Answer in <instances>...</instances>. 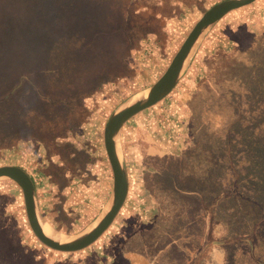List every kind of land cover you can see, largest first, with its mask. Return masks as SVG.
Here are the masks:
<instances>
[{
	"label": "rangeland",
	"instance_id": "1",
	"mask_svg": "<svg viewBox=\"0 0 264 264\" xmlns=\"http://www.w3.org/2000/svg\"><path fill=\"white\" fill-rule=\"evenodd\" d=\"M218 1L0 0V123L12 122L15 133L23 130L31 136L43 133L55 136L61 131L46 129L42 106L46 108L50 95L61 91L43 83L73 79L84 72H94L93 79L103 83L101 90L91 96L92 100L85 98L86 101L66 92L65 99L61 96L59 99L64 101L65 112L57 111L53 121L57 123L59 118L61 123L69 119L73 133L74 126L89 117L88 107H93L97 95L106 123L113 109L159 77L195 21ZM171 3L175 7L171 8ZM139 5L145 7L148 14L145 18L139 16ZM172 9L173 13L168 15L167 11ZM255 20L257 24L264 22V0H256L224 16L203 38L173 90L175 95L164 98H175L178 102V92L187 108V124L184 134L179 135L182 140H178L177 150H160L149 145L156 143L152 135L153 141L140 136V142L147 145V155L130 172L128 186L142 189L144 201L149 207L154 205L149 209L150 216L155 214L156 218L142 227L150 241L140 244V253L136 255L142 260L135 256L134 264L180 261L176 240L189 238L195 230L187 242L193 245L197 241L202 225H192L190 219L195 220L200 209L210 219L207 231L212 241L231 242L223 251L222 261L226 260V253L235 252L237 262L264 264V28L249 31ZM130 27L133 32L148 35V41L141 42L130 53L126 73L122 75L126 77L118 79L116 76L125 67L119 61L124 59L133 39ZM233 41L237 42L236 50ZM155 43L161 49L156 53L158 56H154ZM154 57L160 59L161 68L147 70L146 64ZM51 110L52 107L45 113L49 115ZM144 113L140 115L148 117ZM7 140L9 144L14 142ZM26 143V153L19 154L39 163L37 155L45 148L38 138L34 144ZM9 158L10 155L0 165L9 163ZM80 164L81 160L76 166ZM11 183L15 185L1 180L0 189L13 187ZM18 197L21 198L19 192ZM139 200L131 197L129 201ZM89 221L76 227L75 232ZM140 222H135V227ZM18 227L19 230L11 215L0 214V264H85L90 257L93 259L90 247L60 253L43 246L34 237L26 218ZM112 233L110 228L101 236L98 241L101 249H106ZM208 237L206 234L204 246L208 245ZM133 240L134 236L125 253L120 252L129 264V253L139 245ZM237 248L244 251L241 253ZM198 259L190 258L186 264H195Z\"/></svg>",
	"mask_w": 264,
	"mask_h": 264
},
{
	"label": "crops",
	"instance_id": "2",
	"mask_svg": "<svg viewBox=\"0 0 264 264\" xmlns=\"http://www.w3.org/2000/svg\"><path fill=\"white\" fill-rule=\"evenodd\" d=\"M174 5L175 3H171V8L175 7ZM173 10L174 9H172V11H167V14L171 15ZM240 14L242 16V13ZM262 22L263 21L257 24L256 20L255 23L252 21L248 27L249 31H261L264 28L261 25L264 23ZM164 43L165 42H162L161 44ZM156 44L157 43H155L154 56H158L156 54L158 53L157 51H161V49L156 48ZM166 46H168V44H166ZM233 47L234 50L237 49V42L233 41ZM128 59H130V57ZM160 59H155V57L152 58V61L146 64L147 70L151 69L154 71L153 67H158L160 69ZM125 77L124 75L121 78L125 79ZM174 92L176 91H172L170 94L175 95ZM176 95L178 102L174 100L175 98L171 99L168 97L165 100L163 99L164 101L160 102L159 105H154L145 110L144 114H147L148 117L140 115L142 114L141 112L127 121L123 126L120 134V148L128 178L135 165L137 166L139 161H142L147 155V145H143L140 142V136L148 139L151 137L150 135H152L156 143H149V145H156L160 150H177L178 140H182L179 135L184 134V127L185 124H187L186 116L188 115L186 113L187 108L185 109L183 103H181L180 96L182 94L177 92ZM95 98L97 102L93 101V107H88L90 108L89 117L82 122H78L72 130L73 133L70 131L73 126L68 127L69 125H66L65 121L60 123V119L58 118L57 123L54 124L52 128L61 131L53 136V144L55 147L53 145L52 153H50L46 145L48 139H43L41 146L45 149L43 153L37 155L39 163L34 164L33 160L19 154L20 152L26 153V142L33 143L35 138L39 139L38 136H31L23 132L18 140L13 143V147H0V161H7V157L10 155L9 163L5 164L21 166L32 177L35 184L37 205L40 215L42 219L57 232L76 233L83 229L103 207L112 190V174L102 146V132L105 122H103L104 119L101 117L103 114L100 113L101 111L99 110L101 105L100 103L98 104V96L96 95ZM86 100L87 99H85V101ZM84 104L86 105L85 102ZM13 133H15L14 130L11 134ZM24 137L26 138L21 139ZM172 138L174 141H170ZM79 140L80 144H78ZM150 141H153L152 138H150ZM80 160L83 164L77 167L76 163ZM67 169H70V172H67ZM56 172H58L59 175H56ZM136 172L137 169L134 170V174ZM14 186L15 185H13V187H3L5 189H0V214L7 217L11 215L13 220L17 221V228L19 230L18 226L20 221L26 217L21 191L20 189H15ZM18 192L21 198L18 197ZM130 196L135 198L136 201H138L139 198L141 199L139 202L134 203L133 201H129L131 198ZM144 196L142 189H129L128 186L127 197L121 211L111 227H109L113 233L111 234L110 241L108 239V246H106L105 250L100 248L101 245H98L100 237L89 246L93 248L91 249L94 252L93 259L90 257L85 264H129L126 260H123L121 255L125 253L126 247L129 246L128 243L130 238L133 236V242H138L136 244L139 245L135 246L131 252L129 250H127V252H130V264H134V257L137 256L136 254L140 253V244L142 242L146 244L150 241L149 238H147V233L143 231L142 227L153 223L151 221L156 218L155 214L154 216H150L149 211L150 208H154V205L152 204L153 206L149 207L147 205L148 203L144 201ZM190 220L192 225L194 223L202 225V232L197 237V241L195 240L191 246H188L187 241L191 239L192 234L187 239L176 240L181 259L174 264H186L190 258L192 260L200 258L198 259L200 261L195 264H236L238 255H235V252L231 254L226 253L227 258L222 261V255L225 254L223 251H225V248L231 242L219 241V243H214V241H212V235L207 231L208 227L211 226V222L203 210H199L195 220L193 218ZM86 221L89 222L75 232L74 229L81 226ZM172 221L173 219L170 220V222ZM135 222L143 224L138 223L137 227H135ZM206 234L209 235L206 241L208 245L204 246ZM248 242L253 249L254 244L252 241L249 240ZM221 244L225 245L219 248L218 246ZM233 245L235 244L233 243ZM207 246L211 247V249L208 250V248H205ZM115 250L119 251L115 252ZM236 250L241 253L244 251L243 249L241 251L239 248ZM132 252H135V254ZM159 252H157V256H159ZM137 257L138 261L142 260L141 257ZM232 258L233 260H231ZM192 264H194V262Z\"/></svg>",
	"mask_w": 264,
	"mask_h": 264
},
{
	"label": "water",
	"instance_id": "3",
	"mask_svg": "<svg viewBox=\"0 0 264 264\" xmlns=\"http://www.w3.org/2000/svg\"><path fill=\"white\" fill-rule=\"evenodd\" d=\"M254 1L256 0H220L205 10L187 32L159 77L111 111L103 127L102 141L112 174V190L97 215L80 231L61 233L53 229L63 240L45 234L42 225L48 224L40 215L32 177L21 166L0 165V181L9 180L20 189L28 226L43 246L61 253L78 252L92 245L107 231L120 213L128 193V176L120 148L123 126L173 91L191 64L203 38L224 16Z\"/></svg>",
	"mask_w": 264,
	"mask_h": 264
},
{
	"label": "trees",
	"instance_id": "4",
	"mask_svg": "<svg viewBox=\"0 0 264 264\" xmlns=\"http://www.w3.org/2000/svg\"><path fill=\"white\" fill-rule=\"evenodd\" d=\"M141 7V8H140ZM145 7L143 5H139L138 6V11H139V16L140 18H145V16H148V14L145 12ZM148 20V18H146ZM131 31V35L133 36L132 39V43L131 45L128 47V51L126 52L124 59L123 57L120 59L119 62H121L123 65H125V67L119 71L118 75L116 76V78L120 79L122 77V75L124 73H126V67H127V59L130 55L131 52H134V50H137L138 47L140 46L141 42H146L148 41V35L145 37L143 36L142 32L140 34H138L137 31L133 32V29L130 27L129 28ZM150 37V36H149ZM154 37H157L154 35ZM249 46V44L247 45V47ZM250 47V46H249ZM240 50H243L242 46L239 47ZM235 57V56H234ZM120 63V64H121ZM121 64V66H122ZM123 67V66H122ZM95 74L94 72H84V73H80L79 75L76 76V78H65V79H60L59 81H51V82H44L43 84H46L44 86H48L49 88H54L53 90H57L59 89L61 92H59L58 94H51L50 95V100H46V103L48 104V102L50 103L46 108L45 106H42V108H44V113H42V119L43 121H45L47 123L46 129L50 130L53 128V125L56 124L53 121V118H55L57 116L56 112L60 111V112H65V105H64V101H59L60 96L63 97V99H65L66 96V92L70 91L73 92L81 101H83L85 98L92 96L94 93H96L97 91H100L102 88V84L101 82H97L95 79ZM56 87H53L55 86ZM36 87H38L37 85H35ZM53 100V102L51 103L50 101ZM60 102L63 104L61 105ZM52 107V110L49 111V115L45 113V110ZM60 107H62V109H60ZM55 109V110H54ZM36 117V115L34 116ZM37 118V117H36ZM71 118V116H70ZM58 121V118H56ZM80 121V120H79ZM82 122V121H80ZM7 121L0 123V147H13V143H15L18 138L21 136V133H23L24 131H20L17 133H13L11 134L10 131L12 132L13 124L12 122H8ZM66 125H68L69 119H67V121H65ZM70 127V126H68ZM67 127V128H68ZM15 132V131H14ZM39 137V141L42 142L43 139H48L47 140V147L49 149V151L53 150V136H51V134H46L43 133L42 136H38ZM14 140V142H12L11 144H9L8 140ZM7 142H4V141ZM44 142V141H43ZM55 147V145H54ZM55 150V148H54ZM192 234H195V230L192 231ZM188 246H191V243L188 242ZM238 257V256H237ZM236 264H245L243 263V261H238L236 262Z\"/></svg>",
	"mask_w": 264,
	"mask_h": 264
},
{
	"label": "bare ground",
	"instance_id": "5",
	"mask_svg": "<svg viewBox=\"0 0 264 264\" xmlns=\"http://www.w3.org/2000/svg\"><path fill=\"white\" fill-rule=\"evenodd\" d=\"M42 226H43V231L45 232V234L57 240H63L62 236L58 235L51 227H49V225L43 224Z\"/></svg>",
	"mask_w": 264,
	"mask_h": 264
}]
</instances>
